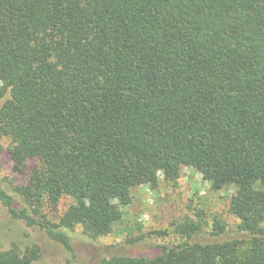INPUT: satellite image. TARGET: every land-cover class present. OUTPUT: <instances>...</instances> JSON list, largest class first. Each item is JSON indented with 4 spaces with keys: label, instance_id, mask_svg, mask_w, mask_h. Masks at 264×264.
Returning a JSON list of instances; mask_svg holds the SVG:
<instances>
[{
    "label": "trees",
    "instance_id": "1",
    "mask_svg": "<svg viewBox=\"0 0 264 264\" xmlns=\"http://www.w3.org/2000/svg\"><path fill=\"white\" fill-rule=\"evenodd\" d=\"M0 81V139L26 177L0 184L11 217L74 253L77 226L112 233L134 187L193 167L234 188L245 236L194 240L190 221L181 243L100 264H264V0H0ZM41 255L12 246L0 264Z\"/></svg>",
    "mask_w": 264,
    "mask_h": 264
},
{
    "label": "rangeland",
    "instance_id": "2",
    "mask_svg": "<svg viewBox=\"0 0 264 264\" xmlns=\"http://www.w3.org/2000/svg\"><path fill=\"white\" fill-rule=\"evenodd\" d=\"M1 84L0 81V87ZM8 96L7 91L0 105ZM8 146L9 142L1 138L0 184L14 193L13 185L25 182L26 177L15 171ZM233 192L232 186L214 190L202 172L193 167H184L176 183L167 182L159 175L156 185L133 188L132 203L122 208L123 218L112 233L94 239L77 226L71 236L74 253L50 239L38 226H28L21 219L11 217L0 201V250L12 246L24 249L34 243L42 252L38 264H100L103 258L113 254L148 256L159 253L163 245L181 243L187 234L180 231L190 221L202 223L200 230L192 234L194 240L242 237L245 234L238 229L239 219L228 211ZM69 203V198H63L57 208L45 206L42 213L46 219L56 220ZM217 218L226 225L221 236L212 234Z\"/></svg>",
    "mask_w": 264,
    "mask_h": 264
}]
</instances>
